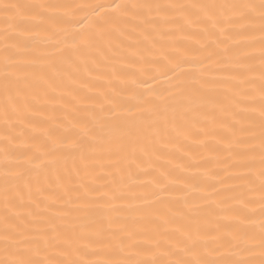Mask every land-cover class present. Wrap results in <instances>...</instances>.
<instances>
[{"label":"snow or ice","instance_id":"6c2138e0","mask_svg":"<svg viewBox=\"0 0 264 264\" xmlns=\"http://www.w3.org/2000/svg\"><path fill=\"white\" fill-rule=\"evenodd\" d=\"M0 12V264H264V0H27ZM60 26L72 28L63 47L35 48ZM137 62L157 75L101 92L108 107L81 91ZM213 65L228 71H205ZM161 77L165 91L151 83ZM42 103L70 110V126L21 140ZM193 128L225 144L227 177L173 204L164 196L180 181L151 160L173 132L196 140Z\"/></svg>","mask_w":264,"mask_h":264},{"label":"bare ground","instance_id":"6f19581e","mask_svg":"<svg viewBox=\"0 0 264 264\" xmlns=\"http://www.w3.org/2000/svg\"><path fill=\"white\" fill-rule=\"evenodd\" d=\"M24 3L27 0H0V3ZM43 2L51 3H62V4H72V5H88V4H107L110 0H43ZM180 2L188 3L191 0H180ZM78 19L80 16L84 15L88 9H74ZM3 12H0V31L3 30L4 24ZM94 19V18H93ZM67 27L69 32L72 31L70 26H60L52 30L49 34H41L39 36L33 37L35 41V48L38 50L43 49H54L57 44L63 47V40L65 39L64 28ZM86 30V29H83ZM70 39V37H69ZM170 40L163 41L161 43H169ZM175 42L184 46H192L191 40L181 39L179 34L175 36ZM154 52L159 55V49H153ZM37 52L25 51L21 53L23 57H32L37 55ZM170 54H173L170 52ZM148 60H152L153 57L145 54ZM115 67L120 70V77H113L111 72L107 73V78H102L99 80H91L92 88L91 90L82 89L87 95L95 96L101 103L108 107L107 102L104 101L103 96L99 95L101 92L108 96L113 95V88L117 91H128L133 89V80H144L147 77L145 73H151L152 75H157L154 65L150 63L137 62L133 65L122 66L116 64ZM207 72H225L228 69L217 67L213 65L211 68L205 69ZM109 78L111 79V84H109ZM85 79H88L85 77ZM157 91H165L169 88V84L166 79L159 78L157 81L151 82ZM136 91H145V88H137ZM223 89H217V92H222ZM65 97V100H68ZM221 103H225L222 95L216 97ZM43 114L33 117L32 119L36 122L37 126H27L23 128L24 136L20 137L21 140H30L33 136L38 137L41 141L44 140L45 131H50L54 136H58L64 132L65 126L69 125V119L72 115L70 110H66L61 107L58 103H42ZM68 111V115H66ZM99 111V108H97ZM217 121H222L225 117L220 113L219 109L216 111ZM216 131L218 134H223V129L217 124ZM192 136L196 137V140L185 139L184 136H177L174 132L169 138H167V147H160V157H153L151 160L152 165L157 171L163 170L170 173L173 178H178L180 182L169 185L168 192L172 195L165 194L164 198L175 204L173 196L180 195L183 192L190 191L191 185L193 183H199L201 187L207 186V184L217 183L220 179L227 177L225 169L227 167L228 161V150L225 144L216 143V138L214 136H205L204 133L198 132L195 128L192 129ZM201 141L203 143H201ZM2 144V142H0ZM24 149H21L23 151ZM147 166V157H141ZM4 163L3 153L0 151V165ZM96 168L97 174L100 176L101 180H107L108 177L100 171V165H93ZM105 168H110L111 165L105 162ZM133 170L142 178L144 177V172L136 169L133 165ZM151 171V169H150ZM209 172L216 174V176L211 180H205L202 173ZM195 177L196 179H193ZM187 180L188 187H182V182ZM137 191L143 189L144 185L136 184L133 186ZM150 187V186H147ZM200 195V193H196ZM115 215V213H114ZM103 256H93L92 259H102Z\"/></svg>","mask_w":264,"mask_h":264}]
</instances>
